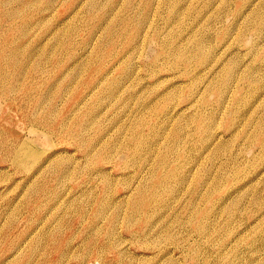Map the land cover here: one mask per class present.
Returning a JSON list of instances; mask_svg holds the SVG:
<instances>
[{"label":"rangeland","instance_id":"374dc122","mask_svg":"<svg viewBox=\"0 0 264 264\" xmlns=\"http://www.w3.org/2000/svg\"><path fill=\"white\" fill-rule=\"evenodd\" d=\"M0 264H264V0H0Z\"/></svg>","mask_w":264,"mask_h":264},{"label":"bare ground","instance_id":"6f19581e","mask_svg":"<svg viewBox=\"0 0 264 264\" xmlns=\"http://www.w3.org/2000/svg\"><path fill=\"white\" fill-rule=\"evenodd\" d=\"M204 59H205V58H204ZM210 70H211V69H210ZM48 158H49V157H48ZM54 165H55V164H54ZM56 168H57V167H56ZM56 170H57V169H56ZM59 171H60V170H59ZM61 175H62V174H61ZM61 175H60V176H61ZM60 176H58V178H59ZM66 176H67V175H66ZM60 180H61V179H60ZM246 184H247V183H246ZM232 191H233V190H232ZM158 193H159V192H158ZM229 193H230V192H229ZM241 193H242V192H241ZM246 193H247V192H246ZM244 194H245V193H244ZM57 195H58V194H57ZM171 195H172V194H171ZM228 195H229V194H228ZM225 196H226V195H225ZM171 197H172V196H171ZM238 197H239V196H238ZM58 198H60V197H58ZM229 198H230V197H229ZM61 199H62V197H61ZM170 199H171V198H170ZM58 200H59V199H58ZM179 201H180V200H179ZM59 202H60V201H59ZM177 202H178V201H177ZM228 202H229V201H228ZM166 203H167V202H166ZM224 203H225V202H224ZM168 204H169V203H168ZM235 204H236V202H235ZM159 205H161V204H159ZM163 205H164V204H163ZM166 205H167V204H166ZM168 206H169V205H168ZM168 206H167L166 208H168ZM163 208H164V207H163ZM104 209H105V208H104ZM101 210H102V209H101ZM158 211H159V210H158ZM221 212H222V211H221ZM223 212H224V211H223ZM229 213H230V215L234 214V213L231 214V212H229ZM230 215H228V216H230ZM66 217H67V216H66ZM130 218H133V216L130 217ZM55 220H56V219H55ZM102 221H103V220H102ZM208 222H209V221H208ZM202 223H203V222H202ZM203 225H204V224H203ZM205 226H206V225H205ZM206 227H207V226H206ZM204 228H205V227H204ZM198 229H199V228H198ZM201 229H203V228L201 227ZM43 230H44V229H43ZM112 230H113V229H112ZM202 231H203V230H201L200 232L202 233ZM209 231H210V230H209ZM198 232H199V231H198ZM43 234H45V233H43ZM198 234H200V233H198ZM205 234H206V233H205ZM205 234H204V235H205ZM47 235H48V234H47ZM52 235H53V234H52ZM200 235H202V234H200ZM204 235H203V236H204ZM209 235H210V234H209ZM211 236H212V235H211ZM211 236H210V237H211ZM43 237H44V236H43ZM48 237H49V236H48ZM206 237H207V236H206ZM207 238L209 239V237H207ZM204 239H205V238H204ZM208 239H207V240H208ZM209 240H211V239H209ZM205 241H206V239H205ZM68 245H69V244H68ZM70 246H71V245H70ZM230 246H231V245H230ZM19 249H20V248H19ZM17 251H18V250H17ZM16 253H17V252H16ZM62 254H63V252H62ZM63 259H64V258H63ZM229 263H230V262H229Z\"/></svg>","mask_w":264,"mask_h":264}]
</instances>
